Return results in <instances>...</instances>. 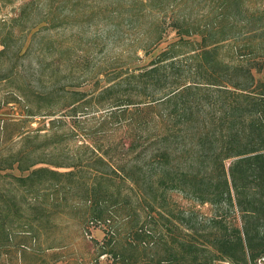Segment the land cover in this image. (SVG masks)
Segmentation results:
<instances>
[{
    "label": "trees",
    "instance_id": "obj_1",
    "mask_svg": "<svg viewBox=\"0 0 264 264\" xmlns=\"http://www.w3.org/2000/svg\"><path fill=\"white\" fill-rule=\"evenodd\" d=\"M38 1L25 0L0 17V58L9 51L23 55L41 29L60 24L52 13L54 0L46 12L31 16ZM10 2L0 0V8ZM93 7L132 13L145 27L132 40V63L149 55L170 30L175 39L145 64L104 65L90 74L104 81L91 94L66 90L70 116L94 105L119 122L132 107V164H114L111 191L114 178L107 173L95 170L83 180L86 232L102 226L104 239L111 241L119 233L117 222L130 223L132 243L161 250L152 253L153 264H264V79L254 75L264 70V0H100ZM52 44L42 46L63 61L66 47ZM1 70L0 80L7 76ZM11 101L1 96L0 108ZM98 130L101 134L102 126ZM98 139L95 133L80 147L90 149L94 163L110 165L112 147L103 149ZM25 153L19 148L0 157V178L15 182L0 186V256L7 247L22 251L27 246L12 243L17 234L35 240L49 231L46 213L28 201V194L35 199L37 191L59 185L61 176L71 182L69 177L82 169L70 161L64 167L71 169L58 171L37 165L44 161L27 160ZM172 190L214 207L202 229L182 221L184 210L170 198ZM113 193L123 209L119 214L106 204L110 198L104 195ZM231 211L238 213L239 223L229 219ZM156 216L163 219L160 228ZM115 256L124 263L129 259Z\"/></svg>",
    "mask_w": 264,
    "mask_h": 264
},
{
    "label": "rangeland",
    "instance_id": "obj_2",
    "mask_svg": "<svg viewBox=\"0 0 264 264\" xmlns=\"http://www.w3.org/2000/svg\"><path fill=\"white\" fill-rule=\"evenodd\" d=\"M23 1L11 0L10 4L1 5L0 17L12 14ZM99 1L54 0L52 5L55 9L52 13L60 24L41 29L23 55L15 56L9 51L7 56L0 58V70L7 73L0 80V97L12 100L0 108V157L23 148L27 160L44 161L37 165H47L58 171L71 169L64 167L70 161L82 166L80 171L77 169L69 177L71 182L61 176L59 185L37 191L35 199L28 194V201L31 204L35 202L46 213L45 217L50 222L49 231L35 240L24 239L17 234L12 243L23 241L27 246L22 251L17 246L5 248L6 254L0 256V264H153L152 253L157 250L161 253L159 247L156 250L143 246L137 240L132 243L130 223L117 222V237L107 241L102 226L92 227L86 232L83 220L87 205L83 196V182L88 181L95 170H99L114 178L108 186L110 191L114 190L117 178L111 168L115 163L125 160L127 166L132 164V148L128 146L132 137V107L119 122L111 120L103 107L94 105L79 108L74 116H70L69 107H65L70 99L66 90H85L91 94L90 91L101 86L104 81L101 80L102 75L97 76L100 80H96L90 74L103 69L104 65L109 69L119 65L132 68L145 64L175 39L174 31L170 30L149 55L143 56L138 51L142 56L132 63V40L145 27L136 24L132 13L117 11L109 14L95 9L93 5ZM49 4V0H39L36 3L38 10L36 8L31 16L37 18V12H46ZM192 39H199V36L193 35ZM49 43L66 47L63 61H56L54 49L43 48L42 45ZM12 66L15 70L10 72ZM254 75L263 80L264 70L254 72ZM76 83L78 85L73 86ZM122 87L127 89L129 86ZM100 126L103 129L101 134L98 130ZM26 133L29 138L24 140ZM95 133L100 140L97 143H101L103 149L108 144L112 147L108 152L111 155L110 165L94 163L95 156L90 149L80 147L83 142L89 143V137ZM46 134L48 136L44 137ZM51 162L63 166H55ZM13 172L18 173L16 170ZM14 185L15 182L0 178V186ZM169 195L184 210L182 221L195 229H202L203 223L215 213L211 204L201 203L184 192L172 190ZM104 196L110 198L106 204L114 214L123 210L116 203L118 198L115 193ZM134 200L132 196V202ZM142 215L140 212L138 217L142 218ZM229 219L239 223L238 213L231 211ZM155 222L158 228L162 227V218L157 217ZM102 250L112 252L101 254ZM114 253L129 259L125 263L120 256L114 259Z\"/></svg>",
    "mask_w": 264,
    "mask_h": 264
}]
</instances>
